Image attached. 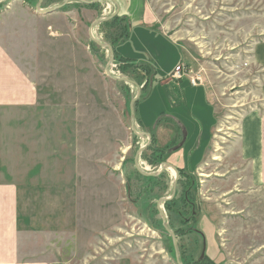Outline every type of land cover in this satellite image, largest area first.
Returning <instances> with one entry per match:
<instances>
[{
    "label": "rangeland",
    "instance_id": "374dc122",
    "mask_svg": "<svg viewBox=\"0 0 264 264\" xmlns=\"http://www.w3.org/2000/svg\"><path fill=\"white\" fill-rule=\"evenodd\" d=\"M7 1L0 0V8ZM24 2L30 6L38 3L35 10L40 14L50 10L42 7V0ZM144 2L153 25L182 45L186 66L202 79L216 110L211 157L191 190L196 220L209 213L216 221L217 240L227 261L264 264V188H236L229 179L233 171L243 173L232 138L241 116L258 102L264 76L250 65L249 57L252 45L264 38V0ZM71 3L64 1L61 7ZM79 4L89 8L88 4ZM110 15L103 14L102 19ZM29 28L22 25L24 35L17 39L15 51L23 55L13 58L25 76L38 85V96L33 106L0 104V178L18 187L26 182L28 188H23L21 202L35 219L46 215L45 222L51 219L49 222L58 224L50 209L61 211L58 215L56 210V216L69 231L55 234L54 242L62 248L64 254L58 259L63 264H178L169 250L173 238H164L147 223L144 202L148 194L145 197L139 190L144 181L135 177L139 171L159 172V167L142 164L145 155H150L147 149L136 158L143 146L135 135L141 134L135 115V133L131 129L130 103L145 84L130 98L127 92L134 84L125 82L126 86L105 74L110 60L108 49L95 46L91 40L86 52L72 40L50 41L41 34L43 39H35ZM115 29L114 41L125 27L118 21ZM101 31L113 30L104 27ZM96 41L104 44L108 40ZM128 47L131 52H140ZM128 54L132 57L127 60L135 59ZM117 64L118 69L111 72L115 79L137 85L143 82V76L125 70L129 64ZM153 113L151 119L158 120L157 107ZM164 173L163 182L171 191L174 172ZM175 189L178 198L180 185ZM165 196L161 193L156 197L154 208L164 213L165 225L174 231L180 228L178 219L166 212V201L161 202ZM161 218L158 213L157 219ZM199 227L206 253L212 256L217 248L216 228L207 219ZM199 246V236L191 234L179 236L173 247L196 255Z\"/></svg>",
    "mask_w": 264,
    "mask_h": 264
},
{
    "label": "crops",
    "instance_id": "0c3cea01",
    "mask_svg": "<svg viewBox=\"0 0 264 264\" xmlns=\"http://www.w3.org/2000/svg\"><path fill=\"white\" fill-rule=\"evenodd\" d=\"M42 1L44 9H54L69 0ZM78 2L72 0L71 6L61 7V10L49 15L40 14L35 10L38 3L30 6L24 0H8L3 7L1 6L0 104L20 106L36 104L34 102L38 91L35 89L38 85L25 76L22 66L13 58V56L23 55L22 51L20 53L15 51L17 39L24 35L22 25H30L29 32L35 39H43L41 35H44L50 41L58 40V38L72 40L76 46H82L83 50L88 52L89 40H91L90 27L96 19L105 14L102 13V9L106 7L110 9L111 15L116 13L115 17L119 18V23L123 27L129 29L126 31L127 36L124 40L117 43L118 45L126 42L122 47L115 48L117 56L127 60L132 57L128 54L130 53L135 59L127 60L128 62L138 65L145 64L151 71L146 75L141 70H135L137 74L143 76L141 78L143 82H139V86L135 82L136 87L131 85L132 89L127 92L132 98L139 93V87L141 88L145 83L150 86L148 95L140 98L135 106L136 128L141 133L138 136L140 135L139 139L142 141L140 146H143L140 149L144 148L142 151L147 149L146 152L151 153L150 135L153 132L154 147L163 151L162 160L159 161L160 165L169 166L167 171L176 170L177 175L178 172L181 175H190L195 182L199 177V172L210 160L217 118L215 107L203 83L192 86L188 77H183L181 80L170 78L176 66L188 65L182 45L153 25L146 12L144 0H109V2L101 0L100 4H97L99 1L93 3L94 6H98L97 10L84 7ZM75 3L78 5H73ZM105 22L102 21L92 28L91 33L94 39L108 40L106 33L101 31L102 28L104 29ZM6 41L13 42V45L8 46ZM108 41L104 44L111 47ZM94 45L97 44L94 43ZM129 45L140 52H131ZM119 49L124 52L122 53ZM249 57L250 65L264 73V38L257 39L252 45ZM121 82L126 85L124 81ZM156 107L160 112V117L155 121L151 118ZM232 140L236 147L240 167L243 169V173L231 172L229 179L232 184L236 185V188L244 185L249 191L264 188V76L260 81L258 102L241 116L238 131ZM144 162L142 164L146 168L147 166L148 168L154 167L153 164L148 163V155H145ZM174 180L171 191L167 186L163 193V195L166 193V196L162 197L163 199L170 200L172 194H175V188L179 185L177 184L179 175L175 183ZM23 184L26 185V182ZM25 185L18 187L15 182L0 178V264H63L64 261L58 259V255L63 253L62 248L58 242H54L55 234H64L69 231L62 225L60 217L56 216V210L58 215L61 211L54 210V207L50 209L51 217L58 224L53 221L49 222L51 219L45 222L46 215L37 219L32 217L27 210V205L21 202L20 194H24L23 188H28ZM33 206L35 207V197ZM204 219L216 228L217 248L212 256H209L206 253V245L205 247L203 245V254L216 264H234L233 261L227 262L223 254L221 244L217 240L216 221L209 213L196 220L197 230L202 233L203 238L200 242L203 244L205 242L203 232L199 227ZM239 264L245 263L242 261Z\"/></svg>",
    "mask_w": 264,
    "mask_h": 264
},
{
    "label": "trees",
    "instance_id": "16d2710c",
    "mask_svg": "<svg viewBox=\"0 0 264 264\" xmlns=\"http://www.w3.org/2000/svg\"><path fill=\"white\" fill-rule=\"evenodd\" d=\"M89 8H94V4L89 5ZM120 21L118 17L113 18L111 21L109 22H105L104 23V27L108 28V29H112L113 31L110 33H106L109 43L112 47V52L114 55V59L115 61H119L122 65L123 63H127L129 64V66L125 67V70H130L136 73L137 70H141L143 71L146 75L150 74L151 71H149L148 66L145 64H134V62H128L127 60H124L122 58H119L116 54L115 51V47L117 45V43H119L121 40H124L125 36H127L126 31L127 28H125L123 31H121L122 35L121 37L118 38V40L114 41V38L117 36V31L115 29V24ZM120 24V23H119ZM119 59H118V58ZM132 69V70H131ZM136 70V71H135ZM150 90V86H147V83H145V85L143 86V88L140 91V94L137 98V100L134 102L133 104V113H135V106L136 103L138 102V100L140 98H145ZM151 137V153L150 155H148V163L149 164H153L152 166L154 167H159L160 162L162 160V156H163V151H160L158 149H156L154 147V134L152 132V134L150 135ZM155 148V149H154ZM164 172H161L158 176H143L142 174L136 172L135 173V177L139 179H141L142 181H144L143 185L141 184V186L139 187V190H142V192L144 193V195L147 193V201L144 202L145 203V209H146V219L148 220V225L151 228L157 229L160 235H162L164 238L168 237L170 240V236L167 235L161 226V220L157 219L158 216V211H156V209L154 208V203L153 201H156L157 198H160L161 193L163 194L165 192V190L167 189V185L164 184L163 180H164ZM179 175V180L177 181V184L180 185L181 187V191L179 194V197L177 198L176 195H174V197L171 198V200H168L166 202H164V207L167 213L175 216L180 224L183 225L182 228L178 229L176 232V235L179 236H186L187 234L191 235V234H199V236L201 237L202 233H200L197 230V221H196V217H197V212L196 210H194V199L191 195V190L194 188V179L192 178V176L190 175H186V174H182L180 172H178ZM137 180V182H138ZM160 194V195H159ZM146 197V195H145ZM157 197V198H156ZM154 199V200H153ZM168 214V215H169ZM156 226L157 228L153 227ZM171 245H169V250L171 255H174V247L172 242L170 241ZM204 245V244H203ZM203 245L199 247V253L202 251L203 249ZM205 255V254H204ZM180 264H216L213 261H211L206 255L204 256L203 260H199L198 259V255L196 254H192L190 251H184L182 254L180 253ZM197 259V260H196ZM220 264H224V263H220Z\"/></svg>",
    "mask_w": 264,
    "mask_h": 264
},
{
    "label": "water",
    "instance_id": "95a60500",
    "mask_svg": "<svg viewBox=\"0 0 264 264\" xmlns=\"http://www.w3.org/2000/svg\"><path fill=\"white\" fill-rule=\"evenodd\" d=\"M76 1H79L80 3H83V4H93V3H95V2H98L97 0H95V2H85V1H83V0H76ZM61 8V6H59V7H57V8H54V9H50V10H48V11H46V14H49V13H53V12H55V11H57L58 9H60ZM38 11H41V10H38ZM116 16V13H114L113 15H111L109 18H104V19H102V18H99L98 20H96L92 25H91V27H90V38H91V40L94 42V43H96L97 45H99L100 47H102V48H106V49H108L109 50V52H110V63L112 62V60H113V52H112V48L109 46V45H105V44H101V43H99L98 41H96L94 38H93V36H92V33H91V30H92V28L95 26V25H97V24H99V23H101L102 21L103 22H105V21H107V20H110V19H112L113 17H115ZM105 74L108 76V77H110L109 76V74H108V68L106 67L105 68ZM111 79H113V80H115V81H124V82H126V83H129V84H134L135 86H136V84L134 83V82H132V81H128V80H126V79H115V78H113V77H110ZM137 98H138V96H136L132 101H131V103H130V107H129V110H130V115H131V129L134 131V128H133V121H134V113H133V103L137 100ZM144 148H142V149H140L138 152H137V154H136V158L138 157V154L143 150ZM168 168H170L169 166H167V165H161L160 166V168H159V172L158 173H156V174H144V173H142V172H140L139 170H138V168L136 167V169L139 171V173L140 174H143V175H145V176H156V175H158L159 173H161L162 171H164V170H166V169H168ZM173 172H174V175H175V180H174V183L176 182V180H177V177H178V175H177V171L176 170H174V169H171ZM174 192V191H173ZM174 194V193H173ZM173 194H172V196H173ZM172 196L170 197V199L172 198ZM167 200H169V199H163L161 202H164V201H167ZM158 213H159V215L162 217L161 219H162V223H163V225H164V227H165V216H164V213L163 212H161L160 210L158 211ZM165 229H166V231L169 233V234H171L172 235V233H171V231L170 230H168L167 229V227H165ZM173 237V236H172ZM172 242H173V246L174 247H176V239L173 237V239H172ZM204 253V248L202 249V255H204L203 254ZM177 257V256H176ZM228 264H230V263H228Z\"/></svg>",
    "mask_w": 264,
    "mask_h": 264
},
{
    "label": "built area",
    "instance_id": "2783aa9c",
    "mask_svg": "<svg viewBox=\"0 0 264 264\" xmlns=\"http://www.w3.org/2000/svg\"><path fill=\"white\" fill-rule=\"evenodd\" d=\"M109 12H110V9H108L106 7H104L102 9V13H105L106 14V13H109ZM102 17H104V16H102ZM104 49L107 50L106 48H104ZM117 65H118L117 64V61H112L111 63L109 62L108 65L106 66L108 68V74H109L110 77H113L114 78V76L112 75V73L118 69V66ZM183 77H188L189 78V82H190V84L192 86H198V85H201L202 84V79L198 75L194 74L193 71L188 68V66H185V65L180 64V65H178V66H176L174 68L172 74L170 75V78H172L173 80H181ZM135 135L138 136L137 133H135Z\"/></svg>",
    "mask_w": 264,
    "mask_h": 264
},
{
    "label": "flooded vegetation",
    "instance_id": "af4514ba",
    "mask_svg": "<svg viewBox=\"0 0 264 264\" xmlns=\"http://www.w3.org/2000/svg\"><path fill=\"white\" fill-rule=\"evenodd\" d=\"M78 3H79V2H78ZM175 193H176V192H175ZM174 195H175V194H174ZM174 195H173V197H174ZM193 208H194V210H196L195 205H194ZM160 220H161V226H162L163 231H164L167 235H169L170 238L173 236V237L176 239V241H177L178 236L176 235V232H177L178 229H180V228L183 227V225L180 224L179 220H178V227H180V228H177V229H175L174 231L172 230V228L169 227V226H170L169 224H166V225H168V226H167V229H168V230H170V229L172 230V231L170 230V231L172 232V235L169 234V233L166 231V229H165L166 225H165V227H164V225H163V223H162V219H160ZM153 227L157 228V227L154 226V225H153ZM168 227H169L170 229H169ZM151 229H152L153 231H156L157 233L159 232L157 229H154V228H151ZM158 234H159V233H158ZM195 234H196V233H195ZM159 235H160V234H159ZM187 235H189V234H187ZM187 235H186V236H187ZM197 235L199 236V234H197ZM173 237H172V238H173ZM182 237H183V236H182ZM199 238L201 239V241L203 240L202 235H201V237L199 236ZM202 245H203V242H200V246H202ZM200 246H199V247H200ZM180 253L182 254L183 252H181V251H180V252L175 251V252H174V255H172V258H174L175 261H176L178 264H180V259H179V257H180ZM197 255H198V259H199V260H203V259H204V256H205V255H202V251H201L200 253H198ZM176 256H177V257H176ZM196 260H197V259H196ZM227 262H230V261H227ZM231 264H232V263H231ZM234 264H239V263H234ZM246 264H249V263H246Z\"/></svg>",
    "mask_w": 264,
    "mask_h": 264
}]
</instances>
